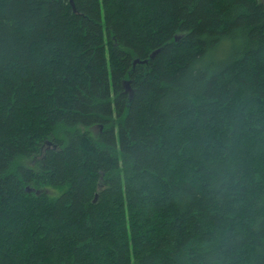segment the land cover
Masks as SVG:
<instances>
[{
    "label": "trees",
    "instance_id": "16d2710c",
    "mask_svg": "<svg viewBox=\"0 0 264 264\" xmlns=\"http://www.w3.org/2000/svg\"><path fill=\"white\" fill-rule=\"evenodd\" d=\"M0 264H264V0H0Z\"/></svg>",
    "mask_w": 264,
    "mask_h": 264
},
{
    "label": "water",
    "instance_id": "95a60500",
    "mask_svg": "<svg viewBox=\"0 0 264 264\" xmlns=\"http://www.w3.org/2000/svg\"><path fill=\"white\" fill-rule=\"evenodd\" d=\"M71 2L73 3V0H71ZM130 83L129 81H126L125 83V88H126V91L129 92L131 95H133V92H132V89L130 87Z\"/></svg>",
    "mask_w": 264,
    "mask_h": 264
},
{
    "label": "rangeland",
    "instance_id": "374dc122",
    "mask_svg": "<svg viewBox=\"0 0 264 264\" xmlns=\"http://www.w3.org/2000/svg\"><path fill=\"white\" fill-rule=\"evenodd\" d=\"M50 194H54V195H56V194H58V193H57V191H55V190H51V191H50Z\"/></svg>",
    "mask_w": 264,
    "mask_h": 264
}]
</instances>
